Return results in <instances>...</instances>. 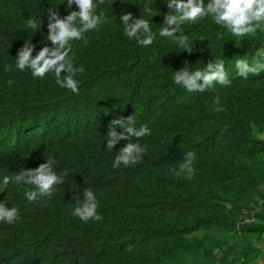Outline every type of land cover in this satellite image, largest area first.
<instances>
[{"label": "trees", "instance_id": "16d2710c", "mask_svg": "<svg viewBox=\"0 0 264 264\" xmlns=\"http://www.w3.org/2000/svg\"><path fill=\"white\" fill-rule=\"evenodd\" d=\"M112 3L98 8L106 21L86 33L87 43L73 42L74 65L83 68L75 94L52 74L33 78L15 68L25 42L36 45L33 56L51 46L45 11L57 6L65 17L63 0H0V182L10 180L0 202L20 213L15 224L0 223V264H264V72L245 80L235 69L236 60L264 51V31L237 38L205 19L181 26L191 53L159 37L141 47L124 35L120 15L148 19L158 32L166 0ZM40 16L34 32L27 22ZM216 59L230 87L214 82L190 93L173 83V71ZM217 96L224 111L214 110ZM130 115L152 134L132 141L145 148L137 164L114 168L127 141L108 151L106 133ZM188 152L191 179L172 171ZM48 158L67 173L64 183L29 202L24 193L34 186L12 180ZM86 189L100 221L72 215Z\"/></svg>", "mask_w": 264, "mask_h": 264}, {"label": "clouds", "instance_id": "9594fccd", "mask_svg": "<svg viewBox=\"0 0 264 264\" xmlns=\"http://www.w3.org/2000/svg\"><path fill=\"white\" fill-rule=\"evenodd\" d=\"M141 2L145 3V0ZM63 3L69 10L63 18L56 10L57 6L52 5L45 11L48 13V34L45 39L51 42V46H43L33 56L36 45L31 41L25 42L15 56V68L21 72L29 70L33 78L43 79L47 74H52L60 88L78 94L79 82L75 77L78 72H83V68L74 65L73 42L87 43L86 33L98 30L106 21L105 13L98 12V8L105 3V0H63ZM166 4L168 12L158 32L153 31L148 19L141 16L138 18L130 12L122 13L119 22L124 35L129 40H135L136 44L141 47L153 45L158 37L164 38L170 40L177 48L191 53L194 50L193 42L187 34L181 31V26L184 24H196L199 21L211 19L213 23L237 38L255 36L258 31H264V0H166ZM146 10L150 15V9H147V6ZM41 26V16L29 19L27 22V27L34 32L40 30ZM221 35L218 33V38ZM205 64V67L195 70L184 65L180 70L173 71V83L190 93H201L205 89L213 88L214 82H218L223 87L231 86L232 80L226 71L224 60H209ZM235 69L236 74L245 80L250 75H260L264 72V51L257 52L251 59L236 60ZM8 70H11L10 66ZM8 83L11 84L12 81ZM213 104L215 111H224L220 106L219 96L215 98ZM151 134L152 131L146 124L137 126L134 115L114 119L106 133V150L113 151L115 145L121 140L127 142L116 151L113 167L118 168L121 164L125 167L137 164L145 153V148L140 143L132 141ZM194 160V152L186 153L178 169H172L173 174L191 179L195 172ZM55 164V159L48 158L45 163L35 169L22 168L12 182L34 186L35 190L24 193L29 202L36 201L38 197H51L55 187L63 184L67 175L66 172L58 174L54 170ZM9 183V178L5 176L0 182V188H6ZM98 207L95 193L86 189L84 199L77 202L72 215L84 222L90 219L100 221L103 217L97 211ZM19 219L18 208L9 207L4 201L0 202V223L13 225Z\"/></svg>", "mask_w": 264, "mask_h": 264}, {"label": "crops", "instance_id": "0c3cea01", "mask_svg": "<svg viewBox=\"0 0 264 264\" xmlns=\"http://www.w3.org/2000/svg\"><path fill=\"white\" fill-rule=\"evenodd\" d=\"M262 247L264 248V244L262 245ZM262 262H263V260L260 261V263H262Z\"/></svg>", "mask_w": 264, "mask_h": 264}]
</instances>
